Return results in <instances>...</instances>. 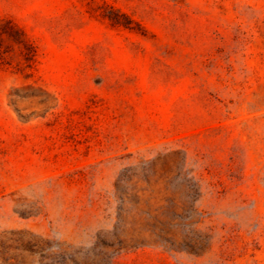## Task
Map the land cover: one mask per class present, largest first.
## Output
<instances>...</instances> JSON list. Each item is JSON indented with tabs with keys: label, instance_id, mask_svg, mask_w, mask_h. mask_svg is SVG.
I'll list each match as a JSON object with an SVG mask.
<instances>
[{
	"label": "rangeland",
	"instance_id": "obj_1",
	"mask_svg": "<svg viewBox=\"0 0 264 264\" xmlns=\"http://www.w3.org/2000/svg\"><path fill=\"white\" fill-rule=\"evenodd\" d=\"M0 264H264V0H0Z\"/></svg>",
	"mask_w": 264,
	"mask_h": 264
}]
</instances>
